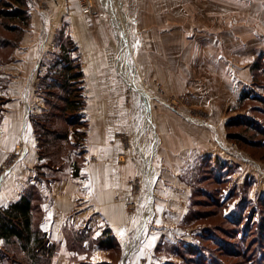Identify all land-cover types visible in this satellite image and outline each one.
Here are the masks:
<instances>
[{"label": "rangeland", "instance_id": "1", "mask_svg": "<svg viewBox=\"0 0 264 264\" xmlns=\"http://www.w3.org/2000/svg\"><path fill=\"white\" fill-rule=\"evenodd\" d=\"M108 2L123 19L125 30L112 15ZM49 4L48 0H0V58L4 62L0 64V94H4L10 80L3 66L18 52L22 57L27 55L21 44L31 31L40 61H36L39 67L29 88L50 109L52 105L47 106L41 87L42 78L56 72L62 44L74 49L71 54L81 62L83 70L87 49L91 50L89 58L96 57L98 51L107 61L102 65L107 68L106 97L115 111L127 114L128 127L125 124L122 138L134 172L126 196V226L119 236L105 229L104 234L110 232L113 242L103 247V236H97L102 223L89 228L91 215L84 211L82 188L86 177L81 174L88 162L90 126L86 83L83 90L80 83L75 91L85 99L81 101L85 105L81 116L74 117V126L69 127L65 121L56 124L61 132L69 130V142L61 141L59 148H46L47 156L54 150L57 151L53 156L56 155L41 160L35 133L39 156L36 168L48 162L50 165L49 169L36 170L35 181L28 188L36 184L43 194L40 183L49 177L63 182L58 191L62 206L73 193L80 198L67 215L78 219L65 229L67 248L64 238L58 242L49 235L55 246L50 264H264V176L256 172L251 180H240L233 177L239 169L233 165V172L227 177L222 175L220 184L210 176L194 186L192 175L199 172L185 168L201 154L200 147H190L172 171V131L184 129L203 138L197 128H210L227 143V134L218 124L221 119L235 120L227 128L228 136L233 133L247 140L246 143L229 137L239 149L238 158L250 157L264 169V0H76L81 14L74 31V18L69 16L63 17V27L58 31L56 18H51L50 24L43 22ZM71 4V0H64L57 8L70 14ZM19 7L28 12L26 23L11 15ZM124 39L125 47L121 44ZM121 58L129 79L119 69ZM49 80L54 81V75ZM51 99L53 104L58 103L56 98ZM5 101L0 97L1 110ZM148 108L152 126L147 121ZM26 152L25 146L18 144L0 165V178L10 173ZM148 157L152 159L154 175L147 173ZM182 175L192 181L191 193L195 190L196 200L184 221L183 215L190 211L191 194ZM71 183L76 184L75 188H69ZM254 184L257 188H252ZM43 203L44 199L39 201L41 211L35 215L36 223L44 220ZM3 246L2 243L0 248ZM200 250L203 255L198 254Z\"/></svg>", "mask_w": 264, "mask_h": 264}, {"label": "crops", "instance_id": "2", "mask_svg": "<svg viewBox=\"0 0 264 264\" xmlns=\"http://www.w3.org/2000/svg\"><path fill=\"white\" fill-rule=\"evenodd\" d=\"M63 1L48 0L50 3L49 9L44 15L45 19H43V22H49L48 24H50V22L53 23L52 19L56 18V31H58L63 27V17L69 16L75 19L71 23L72 30L74 31L77 27L76 21L79 20L78 16L81 14L79 6L75 4L76 0H71L73 13L68 14L66 10L64 11L62 8L59 10L57 8V5ZM34 36L33 31L30 34L27 33L22 42L23 44H21L26 48L27 55L22 57L18 52L16 55L14 54L11 61L3 66L5 67L6 76L10 80L4 94H0V97L6 99L3 104V117L0 123V165L8 160L9 155L18 144L25 146L27 152L9 174L5 175L3 179L0 178L1 207H7L13 202L18 201L24 189L28 188L31 183H34L36 177V165L39 160L37 152L38 142L30 115L32 113H36V115L43 113L47 107L45 101L41 103L40 99L37 98L38 94H33L29 88L32 75L34 71L38 70L39 66L37 65L40 61V54H38L37 58V52H35L38 48L32 43ZM71 36L74 41L79 43L74 33ZM53 43L55 42L53 41ZM41 49L42 46L39 47V51ZM88 51L91 50L87 49L86 51L87 57H85L86 61L84 62L86 68H84L85 76L83 79L86 83L85 88L88 96L86 115L90 126V131L88 132V162L83 167L81 174V176L86 177L84 188H82L85 204L84 211L91 215L90 220L88 219L90 223L87 224L89 228H96L95 226L98 222L102 223L103 227L101 231L99 230L100 233L97 234L98 238L105 235L104 230L107 228L113 230L112 234L119 236L123 233V227L126 226V220L129 217L126 213V201L128 198L126 196L130 187L129 180L134 174L132 159L128 158L126 146L122 138L123 128H126L125 124L128 127V123H126L127 114L122 110L115 111L112 102L106 97L107 86L104 79H106L105 70L107 68H102V65L107 64V61L100 56L98 51L95 53L96 57L89 58L90 54ZM36 61L38 62L36 63ZM92 65L95 66L93 69ZM227 123L228 121L226 122L224 119H221L218 123L221 131H225L224 135L227 134V143L220 137L217 138L215 135L216 131L210 128H197V131L202 133L203 138H199L198 133L191 135L184 129H181L182 132L178 129H176V133L172 131V171L177 167L178 160L183 158L184 154H187L190 149L193 150L194 147H200L202 150L200 151L201 154H198L193 159L194 161L189 166H186L185 169L193 170L202 158H209L214 163L224 161L226 164L229 163L230 166H238L239 169L233 173V177H240V180L242 179L243 181L251 180L252 175H256V172L264 176V169L257 161L251 159L249 156L248 159L238 158L240 152H237L239 149L236 144L229 139ZM212 126L216 127L214 123ZM223 132L220 133L221 136ZM127 134H130L129 129ZM219 142H224L222 147ZM226 147L229 148L231 155L227 154ZM227 159L232 160H229L231 162H227ZM180 178L184 179L185 177L182 175ZM185 180L191 194L192 185L186 178ZM50 181V183H40V188H44L42 189L44 220L41 223V228L48 232L54 240L61 242L62 238H66L65 229L67 226L78 220H75L76 218L72 219L69 216L67 217V215L71 214L75 202L80 200V198H76V194L73 193V196L69 195V202L62 206L58 191L59 188H63V182ZM75 185L71 183L72 187L69 186V188H75ZM252 188L257 187L254 184ZM261 188H264V185ZM189 202H191V196H189ZM187 213L188 211L183 215L182 220H184ZM2 243L3 241L0 239V245ZM66 244L65 239V247Z\"/></svg>", "mask_w": 264, "mask_h": 264}, {"label": "trees", "instance_id": "3", "mask_svg": "<svg viewBox=\"0 0 264 264\" xmlns=\"http://www.w3.org/2000/svg\"><path fill=\"white\" fill-rule=\"evenodd\" d=\"M11 15L14 19L19 18L25 23L29 19L28 12L23 7L14 10ZM7 16H10V14H6V17ZM2 45L3 48L6 43ZM14 46H16V42ZM70 49L71 48L62 44L59 49L60 58L55 66L56 72L51 73L50 75L47 74L42 78L41 87L43 86L42 90L47 106L52 105V107L50 106L51 109L47 107L45 112L41 115L32 117L35 133L37 134V139L40 143L41 160L46 157H55L56 155L53 156L57 151L54 150L50 156H47V154L44 153V150H47L46 148H50L53 145L56 146L55 148H59V143L61 141L63 143H68L70 140L69 130L61 132L56 124L65 121L68 122L69 127L74 126V117L79 118L85 108V105H82L83 103H81V101H85V99L81 98L82 96H80V92L77 93L75 91L76 86L80 85V83L82 84V90L84 89L83 79L85 73L81 62L71 54L74 49H72V51ZM12 59L13 57L11 56L10 60ZM1 63L4 62L1 61L0 58V64ZM255 66L256 65L253 66V69H255ZM52 75H54L55 80L49 82V77ZM51 98H56L58 103L55 102V104H53V99ZM1 112H3V108ZM69 113L72 114V116H70ZM234 122L235 120L229 121L227 123V128L232 126ZM76 133H78V131H76ZM229 137L233 140L247 143V140H244L242 135L240 136L229 133ZM48 163L45 165H39L36 170L41 167L49 169L50 164ZM54 163L57 164V161L55 160ZM78 169L79 168L76 167L75 172H77ZM193 170L199 172L197 173V176L192 175V178L195 179V182H193L194 186L197 183L199 184L201 180L207 179L210 176H212L211 179L214 178V181L217 184H220V182L223 181L222 175L227 177L228 173L231 174L233 172V168L229 164L222 161L214 163L209 158H202ZM50 180L56 179H51L49 177L45 178L46 182H50ZM190 183L192 185V181H190ZM192 191L195 192V190ZM194 192L191 193L190 211H188L184 220L187 219L189 214H191L192 205L195 206L196 200L194 201ZM42 199L43 196L39 192L38 186L32 184L18 201L7 207L0 208V239L3 241L4 245L0 248V264H50V261L55 254V246L50 242L48 232L41 228L43 219L42 221H39V223H36L35 221V215L38 214L39 210L41 211L39 201ZM109 233L110 232H106L101 239L100 243L103 247L109 246L113 242V237L111 236V238ZM14 246L18 247L14 249ZM192 251L197 250L193 249ZM198 252V254L203 255L202 250ZM217 264L223 263L219 262Z\"/></svg>", "mask_w": 264, "mask_h": 264}, {"label": "bare ground", "instance_id": "4", "mask_svg": "<svg viewBox=\"0 0 264 264\" xmlns=\"http://www.w3.org/2000/svg\"><path fill=\"white\" fill-rule=\"evenodd\" d=\"M105 1H106V0H105ZM108 8L110 9L112 15L116 18V20H117L119 26H121L122 29L125 30V28H124V27H125V26H124V21H123V19L119 16V14H117L116 10L114 9V5L112 6V4H109V2H108ZM114 21H115V20H114ZM126 34H127V33H126ZM128 38H129V36H128ZM126 39H127V38H126ZM126 41H127V40H126ZM126 41H125V39L121 41V44H122L124 47L126 46ZM119 69H120V71L125 75V77H126L127 79H129V74H128V72H127V67L124 65V62H123V59H122V58H121L120 61H119ZM131 85H132L133 87H137V85H136L134 82H132V81H131ZM149 113H150V109L148 108V110H147V121H148V124H149L150 126H152L151 121H150L151 119H150ZM157 145H158V143H157ZM156 147H157V146H156ZM155 153H156V152H155ZM151 161H152L151 157H150V158L148 157V158H147V172H148V174L154 175V168H153V165H152ZM152 185H153V184L151 183L150 186L152 187ZM150 189H151V188H150ZM151 193H152V192H151ZM151 211H152L151 208L148 209V213H147V215L145 216V220H144V222H142V224H141V227H140V229H139V231H138V234L140 233V230H141L143 224L146 222L147 218L149 217ZM139 235H140V234H139ZM134 245H135V244L133 243V244L129 247L128 252H127L128 254L131 253V251H132Z\"/></svg>", "mask_w": 264, "mask_h": 264}, {"label": "water", "instance_id": "5", "mask_svg": "<svg viewBox=\"0 0 264 264\" xmlns=\"http://www.w3.org/2000/svg\"><path fill=\"white\" fill-rule=\"evenodd\" d=\"M127 256H129V254H127ZM127 256H126V257H127Z\"/></svg>", "mask_w": 264, "mask_h": 264}, {"label": "built area", "instance_id": "6", "mask_svg": "<svg viewBox=\"0 0 264 264\" xmlns=\"http://www.w3.org/2000/svg\"><path fill=\"white\" fill-rule=\"evenodd\" d=\"M89 9V8H88ZM90 10V9H89Z\"/></svg>", "mask_w": 264, "mask_h": 264}]
</instances>
